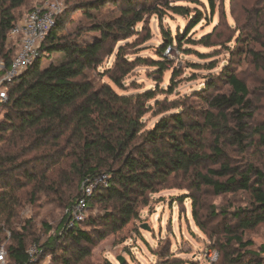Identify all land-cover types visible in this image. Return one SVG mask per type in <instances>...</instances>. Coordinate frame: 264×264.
<instances>
[{
	"label": "trees",
	"instance_id": "trees-1",
	"mask_svg": "<svg viewBox=\"0 0 264 264\" xmlns=\"http://www.w3.org/2000/svg\"><path fill=\"white\" fill-rule=\"evenodd\" d=\"M66 2L90 15L110 4L122 8L119 17L94 25L100 36L89 44H81L78 38H59L60 16L42 43L41 57L7 85L8 100L0 120V250L5 245L6 264H29L28 250L33 245L43 249L35 264H44L48 258L50 264H90L95 239L121 232L137 219L150 195L179 176L188 181L191 193L208 190L220 196L242 191L251 196L248 209L233 213L236 225L224 229L229 243L249 251L253 242H244L243 233L264 225V163L251 162L247 154L252 149L264 150V124L252 125L255 112L247 84L227 66L207 82L200 96L206 109L199 115H190L187 105L172 104L171 109L180 110L145 129L147 102L154 94L121 96L108 84L96 86L90 73L113 54L120 41L134 34L147 15H160L163 5L154 0ZM29 4L30 0H0L4 71L10 69L16 54L8 44L10 32L21 21L17 11ZM168 9L178 15L187 11L183 6ZM165 41L161 57L174 43L171 37ZM53 54H60L61 59L42 68L43 58ZM135 65L120 48L117 70L110 79L120 86ZM153 65L164 68L162 63ZM220 83L225 90L219 88ZM232 152L242 157L240 164L232 163ZM103 175L108 185L97 188L88 199L86 220L68 229L69 213L83 197L82 182ZM75 184L79 192L71 196ZM43 198L60 205L65 213L55 232L41 242L33 232V220H21L20 211ZM191 198L194 205L196 198ZM95 204L104 207L102 216L90 215ZM223 214L228 216L227 211ZM193 215L198 221L194 211ZM87 222L97 232L83 228ZM45 227L52 231L51 226ZM249 254L258 257L253 251ZM242 257L239 254L236 261Z\"/></svg>",
	"mask_w": 264,
	"mask_h": 264
},
{
	"label": "rangeland",
	"instance_id": "rangeland-1",
	"mask_svg": "<svg viewBox=\"0 0 264 264\" xmlns=\"http://www.w3.org/2000/svg\"><path fill=\"white\" fill-rule=\"evenodd\" d=\"M46 1L30 0L27 7L17 11L18 20H22L36 5ZM58 1L63 3L64 13L61 17L62 27L56 31V35L59 38H78L81 44L92 43L99 37L100 33L94 25L119 17L122 8V5L110 4L90 15L73 9L66 0ZM154 2L163 5L162 13L147 15L144 22L136 26L134 34L120 41L113 54L106 57L96 71L90 73L95 85L108 84L121 96L152 92L154 99L147 102L149 107L144 116L145 129H151L163 116L180 110L171 109L172 104L187 105L192 116L204 111L206 107L200 96L204 94L207 82L229 66L250 89L255 112L252 125L264 124V0ZM173 6H183L187 11L184 15L175 14L168 9ZM170 37L174 43L161 57L167 43L165 40ZM9 41V47L17 52L18 40ZM120 48L124 50V58L136 65L123 77L121 85L117 86L110 75L117 70ZM60 59V54L45 57L41 67L46 68ZM154 62L162 63L164 68L154 66ZM2 75L0 70V78ZM220 86L223 88L222 83ZM2 114L1 110L0 120ZM230 157L235 165L242 162V157L233 152ZM247 158L251 162L263 164L264 150L252 149ZM187 182L185 177L179 176L167 188L150 195L148 204L140 207L137 219L126 228L104 240L95 239L91 248L92 255L87 262L121 264L118 261L120 257L124 259V264L263 262L264 225L243 233L244 242H253L249 251H241L237 244L229 243L224 233L226 225H236L233 213L250 207L251 196L242 191L220 196L208 190L191 193L186 188ZM78 192L79 187L75 184L71 196ZM191 196L196 198L194 205ZM193 211L198 215V221ZM223 211H227L228 216ZM104 212L103 206L95 204L90 215L102 216ZM64 213L60 205L48 203L43 198L41 202L21 209L20 218L32 219L33 232L44 242L55 232ZM45 224L51 226V232ZM87 224L83 228L97 232L96 228ZM250 251L258 257L251 256ZM239 254H243V257L237 262Z\"/></svg>",
	"mask_w": 264,
	"mask_h": 264
},
{
	"label": "built area",
	"instance_id": "built-area-1",
	"mask_svg": "<svg viewBox=\"0 0 264 264\" xmlns=\"http://www.w3.org/2000/svg\"><path fill=\"white\" fill-rule=\"evenodd\" d=\"M64 13V5L58 0H47L28 13L9 34V40H18L17 50L10 69L4 71L5 62L0 64V70L5 72L0 78V111L8 100L7 85L19 77L41 57V46L46 37L56 28L57 19ZM108 185V177L100 176L96 179H85L81 184L83 197L70 211L67 228L73 229L84 222L88 215V199L93 196L97 188ZM29 264L39 262L43 249L33 245L28 250ZM0 264H6V250H0ZM44 264H50L48 258Z\"/></svg>",
	"mask_w": 264,
	"mask_h": 264
},
{
	"label": "water",
	"instance_id": "water-1",
	"mask_svg": "<svg viewBox=\"0 0 264 264\" xmlns=\"http://www.w3.org/2000/svg\"><path fill=\"white\" fill-rule=\"evenodd\" d=\"M118 261L121 263V264H124V259L123 258H118Z\"/></svg>",
	"mask_w": 264,
	"mask_h": 264
}]
</instances>
